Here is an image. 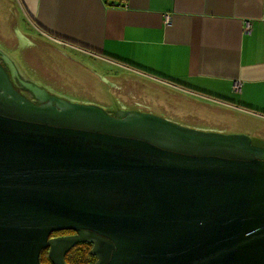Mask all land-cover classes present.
I'll list each match as a JSON object with an SVG mask.
<instances>
[{"label":"water","instance_id":"obj_1","mask_svg":"<svg viewBox=\"0 0 264 264\" xmlns=\"http://www.w3.org/2000/svg\"><path fill=\"white\" fill-rule=\"evenodd\" d=\"M0 59V264L81 243L94 264H264V139L114 116Z\"/></svg>","mask_w":264,"mask_h":264},{"label":"crops","instance_id":"obj_2","mask_svg":"<svg viewBox=\"0 0 264 264\" xmlns=\"http://www.w3.org/2000/svg\"><path fill=\"white\" fill-rule=\"evenodd\" d=\"M0 6L21 48L47 42L80 68L91 61L108 74L98 75L104 83L130 88V99L137 98L136 79L182 97L174 100L180 105L264 123V0H0ZM140 99L156 103L149 95ZM179 121L173 122L228 133Z\"/></svg>","mask_w":264,"mask_h":264},{"label":"rangeland","instance_id":"obj_3","mask_svg":"<svg viewBox=\"0 0 264 264\" xmlns=\"http://www.w3.org/2000/svg\"><path fill=\"white\" fill-rule=\"evenodd\" d=\"M4 10L0 6V34L2 33L6 39L0 42V53L4 55L3 52H6L9 62L14 63L15 61L22 75L28 80L30 78L62 96L73 99L74 102L76 100L79 103L91 101L92 104H100L103 108L107 107L112 111L118 106L132 105L139 100L142 102L144 100L140 99L141 96L145 98L149 95L156 101L150 109L151 114L172 121L181 119L188 123L186 125L216 126L227 129V134H242L251 138L264 139L263 122L247 119L234 113L213 111L208 106L199 103L189 102L180 105L174 100L182 99V97H174L173 92L155 86L141 87V82L136 79L134 82L138 86L131 88L137 98L130 99V88L126 89L124 86L121 90H116L110 84L104 83L98 75L107 76L108 74L94 66L91 61L82 64L85 68H80L56 53L53 45L47 42H34L33 46L21 48L14 42L15 37L11 29L13 19L9 14L3 13ZM176 108L179 110L175 111Z\"/></svg>","mask_w":264,"mask_h":264},{"label":"flooded vegetation","instance_id":"obj_4","mask_svg":"<svg viewBox=\"0 0 264 264\" xmlns=\"http://www.w3.org/2000/svg\"><path fill=\"white\" fill-rule=\"evenodd\" d=\"M4 53V55L3 54H0V55H3V56H5L6 57V59L8 60V58L7 57H9L7 54H6V52H3ZM12 60H13V58H12ZM8 62H9V60H8ZM0 63H2L4 66H5V63H4V61L3 60H1L0 59ZM9 64H11L12 65V67L14 68V74L16 75V76H19L20 77V79H21V81H23V82H33V83H35V84H39L40 86H41V88H44V89H46L47 91H49L50 93H52V94H55V95H59V96H61V97H63L65 100H68V101H72V102H74L73 101V99H70V98H67V97H65V96H62L61 94H59V93H57V92H54V91H52V90H50V89H48V88H46V87H44L42 84H40V83H38V82H35V81H32V80H30V78H29V80L28 79H26L23 75H22V73H21V71H20V69H19V67L18 66H13V62L11 63V62H9ZM17 64V63H16ZM18 67V68H17ZM19 91H21V90H19ZM77 101V100H76ZM75 101V102H76ZM79 103V102H78ZM89 104V103H88ZM152 108V106H149L146 102H144V101H142L141 102V100H139V101H135L132 105H124V106H122V107H120V106H118L115 110H110V108L108 109L107 107H106V109H107V112H109L110 114H112V115H114V116H116V115H119L120 113H123V112H128V111H139V112H143V113H152L151 111H150V109ZM145 110H147V112L145 111ZM149 111V112H148ZM74 234V232H72V231H64V233H58V234H56V235H51V237H53V238H55V237H63V236H70V235H73Z\"/></svg>","mask_w":264,"mask_h":264},{"label":"trees","instance_id":"obj_5","mask_svg":"<svg viewBox=\"0 0 264 264\" xmlns=\"http://www.w3.org/2000/svg\"><path fill=\"white\" fill-rule=\"evenodd\" d=\"M58 233H64V231L53 233L56 235ZM92 245L88 243H81L72 248L65 256V261L67 264H94L96 259L91 255ZM41 264H52L48 257V250L45 249L41 253L40 257Z\"/></svg>","mask_w":264,"mask_h":264},{"label":"built area","instance_id":"obj_6","mask_svg":"<svg viewBox=\"0 0 264 264\" xmlns=\"http://www.w3.org/2000/svg\"><path fill=\"white\" fill-rule=\"evenodd\" d=\"M170 20H171V19H170V16L167 15L166 18H165V24H170ZM238 87H239V85L236 84V85H235V89H238Z\"/></svg>","mask_w":264,"mask_h":264},{"label":"bare ground","instance_id":"obj_7","mask_svg":"<svg viewBox=\"0 0 264 264\" xmlns=\"http://www.w3.org/2000/svg\"><path fill=\"white\" fill-rule=\"evenodd\" d=\"M22 41L26 42V40H25V39H23V38H22ZM0 54H1V53H0ZM14 75H15V74H14Z\"/></svg>","mask_w":264,"mask_h":264}]
</instances>
